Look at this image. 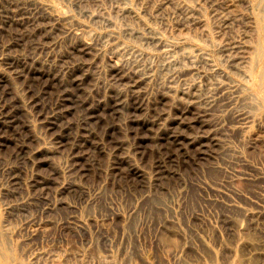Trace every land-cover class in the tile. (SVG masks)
<instances>
[{
    "label": "rangeland",
    "instance_id": "rangeland-1",
    "mask_svg": "<svg viewBox=\"0 0 264 264\" xmlns=\"http://www.w3.org/2000/svg\"><path fill=\"white\" fill-rule=\"evenodd\" d=\"M12 1L0 264H264V0Z\"/></svg>",
    "mask_w": 264,
    "mask_h": 264
},
{
    "label": "bare ground",
    "instance_id": "bare-ground-1",
    "mask_svg": "<svg viewBox=\"0 0 264 264\" xmlns=\"http://www.w3.org/2000/svg\"><path fill=\"white\" fill-rule=\"evenodd\" d=\"M2 2L4 1V0H1ZM9 1H11V0H9ZM23 1V0H22ZM8 2V1H7ZM12 2H14V0L12 1ZM16 2V1H15ZM4 4V3H3ZM6 4V3H5ZM13 4V3H12ZM16 4V3H15ZM21 4V3H20ZM1 5V4H0ZM9 5V4H8ZM7 5V6H8ZM10 5H11V2H10ZM9 5V6H10ZM25 5V4H24ZM31 5H33V4H31ZM30 5V6H31ZM5 6V5H4ZM20 6V5H19ZM23 6V5H22ZM26 6V5H25ZM29 6V5H28ZM28 6H27V8H28ZM29 6V7H30ZM34 6V5H33ZM2 7V6H1ZM11 7V6H10ZM17 7V6H16ZM38 7V6H37ZM4 8V7H3ZM13 8H14V6H13ZM25 8V7H24ZM11 9V8H10ZM23 9V8H22ZM32 9V8H31ZM44 9V8H43ZM42 9V10H43ZM30 10V9H29ZM36 10V9H35ZM2 11H3V9H2ZM5 11V10H4ZM11 11V10H10ZM15 11V10H14ZM23 11L25 12V14L24 13H21V15L24 17V15H28V13L30 14V13H32V11L30 12V11H28V12H26L24 9H23ZM44 11V10H43ZM42 11V12H43ZM46 11V10H45ZM1 12V11H0ZM18 12V11H17ZM21 12V10H19V13ZM2 13V16H1V21H2V23H3V25H6V23H8V20L10 19L8 16H6L3 12H1ZM39 13V12H38ZM40 13H41V11H40ZM187 13V12H186ZM6 14H9V13H7L6 12ZM14 14V13H13ZM17 14V13H16ZM42 14V13H41ZM40 14V16H38V18H36V17H31V19L33 18V23H37L38 22V20H39V18H46V16L45 17H43L42 15H45V14H42L41 15ZM1 15V14H0ZM18 15V14H17ZM20 15V16H21ZM31 15V14H30ZM13 16V15H12ZM18 19H19V16H18ZM23 19V21L24 20H26V19H29V17L28 18H22ZM49 19V18H48ZM42 20V19H41ZM50 20V19H49ZM57 20V19H56ZM1 21H0V23H1ZM11 21V20H10ZM9 21V22H10ZM16 21V20H15ZM18 21V20H17ZM22 21V22H23ZM40 21V20H39ZM55 21V20H54ZM41 22V21H40ZM51 22V24H52V21H50ZM13 23V22H12ZM19 23V22H18ZM26 23V22H25ZM29 24V23H28ZM68 24V23H67ZM262 24V27L264 28V21L261 23ZM15 25H17V24H15ZM34 25V24H33ZM31 26V25H30ZM37 26H40V24L39 25H37ZM64 26V25H63ZM70 26V25H69ZM12 27V26H11ZM16 27V26H15ZM19 27V26H18ZM31 27H33V26H31ZM48 27V26H47ZM46 26L44 27V28H47ZM51 27V26H50ZM34 28H35V26H34ZM37 28V27H36ZM52 28V27H51ZM60 28H62V27H60ZM10 29V28H9ZM22 29V28H21ZM29 30H30V28H28ZM41 29H42V27H41ZM53 29H55V27L53 28ZM70 29V28H69ZM68 29V30H69ZM16 30V29H15ZM39 30H40V28H39ZM7 31V30H6ZM34 31V30H33ZM37 31H38V29H37ZM43 31V30H42ZM46 31H47V29H46ZM49 31V30H48ZM47 31V32H48ZM1 32V31H0ZM11 32V31H10ZM18 32V31H17ZM30 32V31H29ZM32 32V31H31ZM40 32H41V30H40ZM45 32V31H44ZM52 32H53V30H52ZM60 32V31H59ZM2 33V32H1ZM0 33V34H1ZM9 33V32H8ZM7 33V34H8ZM19 33V32H18ZM24 33V32H23ZM36 33V32H35ZM43 33V32H42ZM54 33V32H53ZM3 34V33H2ZM13 34L15 35V33L13 32ZM52 34V33H51ZM21 35V34H20ZM34 35V34H33ZM38 35V34H37ZM40 35V34H39ZM2 36V35H1ZM10 36H11V34H10ZM16 36H17V34H16ZM44 36V35H43ZM42 36V37H43ZM51 36V35H50ZM53 36V35H52ZM56 36V35H55ZM6 37H9V36H6ZM5 37V38H6ZM20 38V37H19ZM18 38V39H19ZM31 38V37H30ZM29 38V39H30ZM34 38V37H33ZM37 38V37H36ZM44 38H48V37H44ZM75 38H76V36H75ZM75 38H73V39H75ZM4 39V38H3ZM7 39V38H6ZM23 39V38H22ZM21 39V40H22ZM79 39V38H78ZM9 40V39H8ZM16 40V39H15ZM35 40V39H34ZM40 40V39H39ZM47 40V39H46ZM51 40V39H50ZM80 40V39H79ZM78 40V41H79ZM1 41V40H0ZM17 41V40H16ZM19 41V40H18ZM32 41H33V39H32ZM45 41V40H44ZM52 41V40H51ZM72 41H74V40H72ZM76 41H77V38H76ZM29 42H31V40L29 41ZM1 43V42H0ZM2 43H4V42H2ZM6 43V42H5ZM9 43V42H8ZM23 43V42H22ZM33 43H34V41H33ZM38 43V42H37ZM40 43V42H39ZM63 43V42H62ZM13 44V43H12ZM35 44V43H34ZM33 44V45H34ZM73 44V43H72ZM75 44V43H74ZM79 44V43H78ZM14 45V44H13ZM17 45V44H16ZM21 45H23V44H21ZM20 45V46H21ZM28 45V44H27ZM43 45V44H42ZM1 46V45H0ZM3 46V45H2ZM31 46H32V44H31ZM35 46V45H34ZM54 46V45H53ZM11 47V46H10ZM17 47H18V45H17ZM22 47V46H21ZM46 47V46H45ZM52 47V46H51ZM75 47H78L79 48V46H75ZM13 48H15V47H13ZM33 48V47H32ZM35 48V47H34ZM7 49V48H6ZM11 49V48H10ZM36 49H37V47H36ZM41 49H42V47H41ZM46 48H44V50H45ZM48 49V48H47ZM50 50H51V48H49ZM69 49V48H68ZM73 49V48H72ZM75 49V48H74ZM77 49V48H76ZM87 49V48H86ZM1 50H2V48H1ZM30 50V49H29ZM33 50V49H32ZM54 50V49H53ZM87 50H89V49H87ZM8 51V50H7ZM35 51V50H34ZM39 51H40V49H39ZM83 52V51H82ZM15 53V52H14ZM49 53V52H48ZM30 54H31V52H30ZM44 55H45V53H43ZM63 54V53H62ZM68 54V53H67ZM72 54V53H71ZM80 54V53H79ZM84 54V53H83ZM86 54V53H85ZM173 54V53H172ZM27 55V54H26ZM37 55V54H36ZM52 55H54V54H52ZM180 55V54H179ZM1 56V55H0ZM29 56V55H28ZM32 56H33V53H32ZM38 56V55H37ZM36 56V57H37ZM46 56V55H45ZM20 57V56H19ZM56 57V56H55ZM55 57H53V58H55ZM5 58V57H4ZM17 58V57H16ZM23 58V57H22ZM10 59V58H9ZM13 59V58H12ZM26 59H28L27 58V56H26ZM48 59H51V58H48ZM69 59V58H68ZM71 59V58H70ZM179 59V58H178ZM8 60V59H7ZM21 60V59H20ZM38 60V59H37ZM44 60V59H43ZM43 60H41V61H43ZM82 60V59H81ZM51 61V60H50ZM63 61V60H62ZM10 62V61H9ZM13 62V61H12ZM15 62V61H14ZM59 62V61H58ZM64 62V61H63ZM62 62V63H63ZM69 62H70V60H69ZM68 62V63H69ZM193 62V61H192ZM5 63V62H4ZM26 63V62H25ZM55 63V62H54ZM53 63V64H54ZM62 63H61V65H62ZM76 63V62H75ZM17 63H14V64H12V65H16ZM24 64V63H23ZM29 64H30V66H31V68H32V66H34V65H37V62L36 61H30V62H28V64H27V66L23 69V72L26 70V71H28L27 70V68L29 67ZM42 64V63H41ZM51 64H52V61H51ZM60 64V63H59ZM63 64H65V62L63 63ZM71 64V63H70ZM1 65V64H0ZM3 65V64H2ZM6 65V64H5ZM18 65V64H17ZM12 66V67H18V66ZM49 65V64H48ZM67 65V64H66ZM72 65V64H71ZM79 65V64H78ZM80 65H81V63H80ZM8 66H9V64H8ZM11 66V65H10ZM22 66V65H21ZM50 66V65H49ZM54 66H56V64L54 65ZM60 66V65H59ZM58 66V67H59ZM151 66V65H150ZM6 67V66H5ZM57 67V66H56ZM55 67V68H56ZM69 67V66H68ZM74 67H76V66H73V68ZM78 67V66H77ZM83 67H84V65H83ZM9 67H7V69H8ZM22 68H23V66H22ZM46 68V67H45ZM53 68V67H52ZM61 68V67H60ZM41 69V68H40ZM48 69V68H47ZM83 69V68H82ZM85 69V68H84ZM166 69V68H165ZM10 70V69H9ZM38 70V69H37ZM53 70V69H52ZM74 70V69H73ZM80 70V69H79ZM125 70V69H124ZM137 70V69H136ZM136 70H134V71H136ZM168 70V69H167ZM180 70V69H179ZM12 71V70H11ZM18 71V70H17ZM64 71V70H63ZM66 71V70H65ZM118 71V70H117ZM122 71V70H121ZM126 71V70H125ZM169 71H170V69H169ZM173 71H174V68H173ZM172 71V72H173ZM178 71V70H177ZM15 72V71H14ZM55 72V71H54ZM111 72V71H110ZM19 73V72H18ZM22 73V72H21ZM28 73V75H30L31 77L34 75V72H32V71H29V72H27ZM51 73V72H50ZM73 73L74 72H68V71H66V72H62V74H63V77L61 76V75H59V74H57L56 76H52L51 74H49V73H47V74H44V81L48 84V86L49 85H51V86H58V87H60V86H62V84L63 83H65L64 81H65V79H66V82H67V77L69 78L70 76H73ZM76 73V72H75ZM129 73V72H128ZM131 73V72H130ZM137 73H138V71H137ZM144 73V72H143ZM168 73V72H167ZM176 73V72H175ZM40 74H41V72H40ZM43 74V73H42ZM183 74V73H182ZM181 74V75H182ZM15 75H17V74H15ZM19 75V74H18ZM54 75V74H53ZM134 75V74H133ZM141 75V74H140ZM180 75V74H179ZM184 75V74H183ZM190 75V74H189ZM37 76V75H36ZM110 76V75H109ZM175 76V75H174ZM26 77V76H25ZM24 77V78H25ZM34 77V76H33ZM117 77V76H116ZM126 77V76H125ZM139 77V76H138ZM172 77H173V75H172ZM179 78H181L180 76H178ZM137 78V77H136ZM174 78V77H173ZM71 79V78H70ZM69 79V80H70ZM171 79V78H170ZM68 80V81H69ZM86 80H87V77H86ZM143 80H144V78H143ZM189 80H190V78H189ZM72 81V80H71ZM79 81V80H78ZM128 81V80H127ZM175 81V80H174ZM33 82V81H32ZM75 83V82H74ZM79 83V82H78ZM120 83V82H119ZM146 83V82H145ZM28 84V83H27ZM26 84V85H27ZM37 84V83H36ZM66 84V83H65ZM73 84V83H72ZM139 84H140V82H139ZM2 85V84H1ZM35 85V84H34ZM42 85V84H41ZM67 85V84H66ZM66 85H65V88H66ZM183 85V84H182ZM181 85V86H182ZM29 86V85H28ZM84 86V85H83ZM68 87H70V86H68ZM80 87H82V86H80ZM42 88V87H41ZM46 88V87H45ZM64 88V87H63ZM71 88V87H70ZM69 88V89H70ZM76 88V87H75ZM93 88V87H92ZM112 88H113V86H112ZM119 88V87H118ZM133 88V87H132ZM139 88H141V87H139ZM138 88V89H139ZM26 89V88H25ZM35 89H36V87H35ZM44 89V88H43ZM128 89H129V87H128ZM47 90V89H46ZM51 90V89H50ZM97 90H98V88H97ZM104 90V89H103ZM137 90V89H136ZM221 90V89H220ZM8 91V90H7ZM21 91H23V89L21 90ZM224 91V90H223ZM29 92H31V91H29ZM78 92V91H77ZM94 92V91H93ZM97 92H99V91H97ZM115 92V91H114ZM125 92V91H124ZM187 92V91H186ZM2 93V92H1ZM60 93V92H59ZM82 93V92H81ZM95 93V92H94ZM136 93V92H135ZM214 93V92H213ZM22 94V93H21ZM27 94V93H26ZM31 94H32V92H31ZM39 94H40V91H39ZM86 94V93H85ZM96 94H98V93H96ZM95 94V95H96ZM110 94V93H109ZM117 94V93H116ZM121 94V93H120ZM119 94V95H120ZM2 95H3V97H4V99H6L7 98V94L6 93H2ZM29 95V94H28ZM45 95V94H44ZM47 95H49V94H47ZM73 95V94H72ZM123 95V94H122ZM136 95H138L137 93H136ZM143 95H144V93H143ZM214 95H216V94H214ZM218 95V94H217ZM23 96V95H22ZM32 96V95H31ZM34 96V95H33ZM56 96V95H55ZM1 97V96H0ZM17 97V96H16ZM26 97V96H25ZM24 97V98H25ZM47 97V96H46ZM48 97H50V96H48ZM67 97H68V94L66 93V90H63L62 91V98H63V100H62V102H64V103H62V104H66L65 103V101H67ZM92 97V96H91ZM98 97V96H97ZM122 97V96H121ZM120 97V98H121ZM125 97H126V95H125ZM133 97V96H132ZM144 97V96H143ZM197 97V96H196ZM42 98H43V96H42ZM69 98V97H68ZM90 98V97H89ZM102 98V97H101ZM100 98V99H101ZM116 98V97H115ZM159 98V97H158ZM1 99V98H0ZM26 99V98H25ZM73 99V98H72ZM124 99V98H123ZM122 99V100H123ZM133 100H134V103L136 104V105H138V99H139V96H134L133 98H132ZM142 99V98H141ZM161 99V98H160ZM198 99V98H197ZM202 99V98H201ZM34 100V99H33ZM42 100V99H41ZM40 100V101H41ZM47 100V99H46ZM210 100V99H209ZM27 101H28V99H27ZM52 101V100H51ZM117 101V100H116ZM132 101V100H131ZM213 101V100H212ZM5 102V101H4ZM29 102V101H28ZM41 102H43V101H41ZM45 102V101H44ZM48 102V101H47ZM53 102V101H52ZM60 102V101H59ZM91 102V101H90ZM115 102V101H114ZM223 102V101H222ZM8 103V102H7ZM14 103V102H13ZM22 103V102H21ZM55 103V102H54ZM53 103V104H54ZM70 103V102H69ZM98 103V102H97ZM126 103V102H125ZM128 103V102H127ZM214 103V102H213ZM5 104V103H4ZM17 104V103H16ZM41 104H43V103H41ZM90 104H92V103H90ZM124 104V103H123ZM21 105V104H20ZM24 105V104H23ZM34 105V104H33ZM33 105H31L32 107H33ZM74 105H75V103H74ZM128 105V104H127ZM226 105H227V103H226ZM10 106H11V104H10ZM15 106V105H14ZM44 106V105H43ZM47 106H50V105H48L47 104ZM142 106V105H141ZM144 106V105H143ZM142 106V107H143ZM159 106V105H158ZM30 107V106H29ZM55 107V106H54ZM89 107V106H88ZM153 107V106H152ZM209 107V106H208ZM58 109H59V106L57 107ZM83 108V107H82ZM82 108H80V109H82ZM85 108V107H84ZM94 108V107H93ZM154 108V107H153ZM16 109V108H15ZM43 109V108H42ZM49 109H51V108H49ZM48 108H47V110H49ZM79 109V108H78ZM120 109V108H119ZM127 109V108H126ZM207 109V108H206ZM216 109V108H215ZM14 110V109H13ZM46 110V109H45ZM75 110V109H74ZM92 110V109H91ZM187 110V109H186ZM213 110V109H212ZM7 109L6 110H4V111H0V132L4 129V126L5 125H7L8 126V124L9 125H11V123H12V121H13V119L15 118V116L13 117V118H9L8 116H6L7 115ZM51 111V110H50ZM61 111V110H60ZM85 111H87V110H85ZM90 111V110H89ZM126 111H128V110H126ZM208 111L209 110H207L206 112L208 113ZM211 111V110H210ZM10 112V111H9ZM44 112V111H43ZM47 112V111H46ZM46 112H45V114H46ZM112 112H113V110H112ZM139 112V111H138ZM138 112H136V113H138ZM184 112V111H183ZM34 113V112H33ZM37 113V112H36ZM39 113V112H38ZM52 113V112H51ZM50 113V114H51ZM96 113V112H95ZM129 113H130V111H129ZM142 113V112H141ZM11 114H14V112H12ZM205 114V113H204ZM17 115V114H16ZM41 115H43V114H41ZM47 115H48V113H47ZM67 115V114H66ZM86 115V114H85ZM88 115V114H87ZM56 116V115H55ZM60 116H62L61 114H60ZM64 116V115H63ZM156 116V115H155ZM241 116V115H240ZM56 117H58V115L56 116ZM78 117V116H77ZM160 117H162V116H160ZM242 117H243V115H242ZM16 118H18V117H16ZM43 118H44V116H43ZM53 118V117H52ZM59 118V117H58ZM68 118V117H67ZM149 118V117H148ZM238 118H240L239 116H238ZM63 119V118H62ZM61 119V120H62ZM86 119V118H85ZM130 119V118H129ZM128 119V120H129ZM134 119V118H133ZM143 119H144V117H143ZM160 119V118H159ZM163 119V118H162ZM204 119V118H203ZM46 120V119H45ZM56 120V119H55ZM66 120V119H65ZM91 120V119H90ZM150 120H153V119H150ZM198 120H200V119H198ZM234 120H235V118H234ZM245 120V119H244ZM49 121V120H48ZM50 121H51V119H50ZM58 121V120H57ZM88 122H89V120H87ZM235 121H237V119L235 120ZM242 121V120H241ZM21 122V121H20ZM62 122V121H61ZM80 122V121H79ZM111 122H112V120H111ZM233 121H231V123H232ZM240 122V121H239ZM58 123V122H57ZM137 123V122H136ZM149 123V122H148ZM234 123V122H233ZM237 123V122H236ZM75 124V123H74ZM85 124H87V123H85ZM235 124V123H234ZM66 125V124H65ZM73 125V124H72ZM76 125V124H75ZM82 125H83V123H82ZM191 125H192V123H191ZM23 126V125H22ZM52 126V125H51ZM69 126V125H68ZM140 126V125H139ZM152 126V125H151ZM218 126V125H217ZM69 127H71V125L69 126ZM73 127H75V126H73ZM136 127V126H135ZM148 127H149V125H148ZM7 128V127H6ZM10 128V127H9ZM25 128V127H24ZM88 128V127H87ZM89 128H90V126H89ZM8 129V128H7ZM47 129V128H46ZM57 129V128H56ZM73 129V128H72ZM91 129V128H90ZM146 129V128H145ZM9 130V129H8ZM21 130V129H20ZM76 130V129H75ZM113 130V129H112ZM4 131V130H3ZM27 131V130H26ZM71 131V130H70ZM109 131V130H108ZM17 132V131H16ZM69 132V131H68ZM220 132V131H219ZM27 133V132H26ZM65 133V132H64ZM82 133V132H81ZM9 134V133H8ZM173 134V133H172ZM20 135V134H19ZM74 135V134H73ZM212 135V134H211ZM23 136V135H22ZM92 136V135H91ZM215 136V135H214ZM16 137V136H15ZM24 137V136H23ZM22 137V138H23ZM66 137H68V136H66ZM211 138H212V136H210ZM19 138V137H18ZM28 138V137H27ZM56 138V137H55ZM83 138V137H82ZM81 138V139H82ZM88 138V137H87ZM86 138V139H87ZM178 138V137H177ZM179 139V138H178ZM206 139V138H205ZM14 140V139H13ZM170 140V139H169ZM209 140V139H208ZM70 141V140H69ZM80 141V140H79ZM79 141H78V143H79ZM185 142V141H184ZM211 142V141H210ZM176 143V142H175ZM186 143V142H185ZM208 143V142H207ZM21 144V143H20ZM202 144V143H201ZM99 145V144H98ZM79 147V146H78ZM181 147V146H180ZM21 148H22V146H21ZM202 148V147H201ZM24 149V148H23ZM207 149V148H206ZM21 150V149H20ZM28 150V149H27ZM32 150V149H31ZM97 150V149H96ZM18 152H20L19 150H18ZM30 152V151H29ZM14 155H16V154H14ZM17 156V155H16ZM18 157V156H17ZM202 157H203V155H202ZM14 159V158H13ZM22 160V159H21ZM20 160V161H21ZM118 160V159H117ZM28 161V160H27ZM75 163V162H74ZM14 164H15V162H14ZM18 165V164H17ZM116 166V165H115ZM19 167H22L21 165L19 166ZM124 167V166H123ZM76 169V168H75ZM129 169V168H128ZM12 170V169H11ZM11 170H9V171H11ZM6 171V170H5ZM19 171V170H18ZM72 171V170H71ZM136 171V170H135ZM20 172V171H19ZM10 172H8V174H9ZM14 173V172H13ZM22 173V172H21ZM14 174H16V173H14ZM14 174H12V175H14ZM18 174H20V173H18ZM163 174V173H162ZM10 175V174H9ZM8 176V175H7ZM11 176V175H10ZM9 176V177H10ZM133 176V175H132ZM136 176V175H135ZM159 176V175H158ZM22 177V176H21ZM8 178V177H7ZM17 179V178H16ZM19 179V178H18ZM9 181V180H8ZM20 181H21V179H20ZM47 181V180H46ZM13 182V181H12ZM16 182V181H15ZM48 182V181H47ZM8 183H10V182H8ZM53 183V182H52ZM44 184H45V182H44ZM12 187H13V185H12ZM48 187V186H47ZM46 192V191H45ZM47 194V193H46ZM52 202V201H51ZM41 203V202H40ZM39 204V203H38ZM48 209H46V211H47ZM55 210V209H54ZM49 213V212H48Z\"/></svg>",
    "mask_w": 264,
    "mask_h": 264
}]
</instances>
